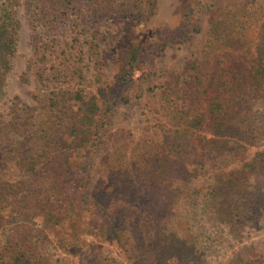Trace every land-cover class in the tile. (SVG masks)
<instances>
[{
  "label": "trees",
  "instance_id": "trees-1",
  "mask_svg": "<svg viewBox=\"0 0 264 264\" xmlns=\"http://www.w3.org/2000/svg\"><path fill=\"white\" fill-rule=\"evenodd\" d=\"M78 1L53 0L51 8L55 13L66 12L74 9ZM222 1L220 13H215L209 24L203 53V69L210 71L186 90L187 104H178L177 100L172 103L170 125L159 145L139 157L127 158L126 151L114 144L112 163L105 178L95 185L90 157L109 104L115 102L105 100L99 104L96 97L86 100L80 90L71 93L68 86L58 82L61 72L53 66L32 73L42 93L39 102L46 119L38 123V155L22 167L30 173L22 184L26 188L21 196L24 221L19 224L20 233L7 239L0 252V264L24 263L30 251L20 244L31 243L35 232L28 226L37 217L62 245L77 243L89 234L100 236L126 248L133 264H201V252L191 232V226L199 221L198 208L210 222L225 224L230 231L248 223L258 225L264 219L256 209L260 202L242 184L247 181V171L256 172L258 164H264V153L243 166L246 171L237 183L234 175H224L204 196L200 190L185 185L187 165L202 166L207 160L222 157L227 164L243 160L256 139L251 130L243 127V121L251 115L254 100L264 102V1L259 0L253 11L248 0ZM3 11L10 17L11 12ZM93 13L95 17L98 12ZM187 16L185 13L160 50L167 42L178 44L190 39ZM254 27L262 35L263 44L253 56L247 36ZM9 31L6 22L0 23L2 71L8 65ZM190 31H200L197 23ZM52 47L38 39L33 57L51 63L56 60ZM119 55L123 63L126 61L124 66L131 67L139 51L122 48ZM214 57L215 62L210 64ZM125 67L118 74V86L127 83L129 73ZM76 74L80 76V70L74 71L72 79ZM100 96L105 98L103 91ZM63 135L76 143L63 141ZM33 146L37 147L35 143ZM72 146L75 158L63 160L61 151L69 153ZM32 184H38L37 191ZM228 185L236 191L223 190L221 194L216 190L227 189ZM4 193L5 190L0 192V224L6 222L4 210H14L16 205L12 194L8 198L2 196ZM10 200L14 207H10ZM36 208L37 215L31 212ZM84 215L89 217L87 224L81 221Z\"/></svg>",
  "mask_w": 264,
  "mask_h": 264
},
{
  "label": "rangeland",
  "instance_id": "rangeland-1",
  "mask_svg": "<svg viewBox=\"0 0 264 264\" xmlns=\"http://www.w3.org/2000/svg\"><path fill=\"white\" fill-rule=\"evenodd\" d=\"M52 1L0 0V23L10 26L11 37L7 69L0 70V192L5 190L2 196L8 198L11 193L16 200L15 207L9 201L14 210L3 212L6 222L0 224V252L7 239L20 233L19 224H23L25 212L21 196L26 190L22 184L30 175L22 167L38 155V123L46 119L39 102L42 93L36 88L32 73L53 66L61 72L58 82L68 86L71 93L80 90L86 100L96 97L99 104L105 100L115 102L109 104L90 157L95 185L105 178L112 163L114 144L126 151L127 158L139 157L159 145L161 135L170 125L172 103L177 100L178 104H187L186 90L210 71L203 69L209 24L224 5L222 0H80L74 9L55 13ZM248 1L251 11L258 7L259 0ZM3 9L11 12L10 17ZM93 11L98 12L95 17ZM185 13L189 15L186 29L190 39L178 44L167 42L160 50ZM196 23L200 31L193 33L190 30ZM261 36L255 27L247 36L253 56L263 44ZM38 39L53 46L55 62L33 57ZM130 47L137 49L139 55L131 67H125L126 61L123 63L119 54L122 48ZM215 60L211 58L210 64ZM124 67L129 77L126 85L118 86L117 77ZM76 69L80 76L76 74L72 79ZM243 127L256 137L243 160L227 164L222 157L207 160L202 166L187 165V187L200 190L204 196L224 175H234L236 183L242 178L246 171L243 166L264 153L261 99L254 100ZM62 140L76 143L66 135ZM72 148L69 153L61 151L63 160L75 158ZM256 170L247 171V181L242 184L260 202L256 209L264 214V164H258ZM32 187L38 190V184ZM217 188L221 194L223 190L236 191L232 185ZM200 210H196L199 221L191 226V232L201 252V264H264V219L258 225L248 223L230 231L225 224L210 222ZM31 212L37 215L38 208ZM88 220L86 215L81 217L84 224ZM28 227L35 233L30 244H20L30 251L23 264H133L126 248L116 241L89 234L77 243L62 245L38 217Z\"/></svg>",
  "mask_w": 264,
  "mask_h": 264
}]
</instances>
